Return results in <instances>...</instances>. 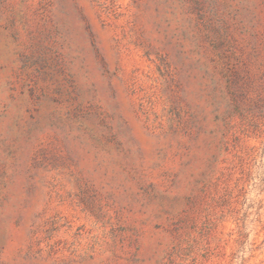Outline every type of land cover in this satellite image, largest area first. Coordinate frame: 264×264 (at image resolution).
Here are the masks:
<instances>
[{
    "label": "rangeland",
    "instance_id": "374dc122",
    "mask_svg": "<svg viewBox=\"0 0 264 264\" xmlns=\"http://www.w3.org/2000/svg\"><path fill=\"white\" fill-rule=\"evenodd\" d=\"M0 264H264V0H0Z\"/></svg>",
    "mask_w": 264,
    "mask_h": 264
}]
</instances>
